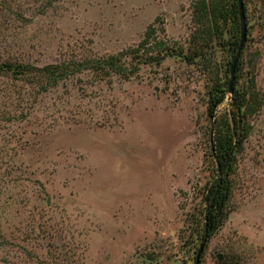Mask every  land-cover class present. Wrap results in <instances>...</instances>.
<instances>
[{
	"label": "rangeland",
	"instance_id": "374dc122",
	"mask_svg": "<svg viewBox=\"0 0 264 264\" xmlns=\"http://www.w3.org/2000/svg\"><path fill=\"white\" fill-rule=\"evenodd\" d=\"M209 1L0 0V65L83 64L46 87L0 74V264H195L216 172L209 92L231 79L225 46L199 35L197 5ZM254 7L238 63L261 106L245 118L229 214L200 264H264V22ZM151 30L148 49L124 57ZM113 55L128 77L89 67Z\"/></svg>",
	"mask_w": 264,
	"mask_h": 264
},
{
	"label": "trees",
	"instance_id": "16d2710c",
	"mask_svg": "<svg viewBox=\"0 0 264 264\" xmlns=\"http://www.w3.org/2000/svg\"><path fill=\"white\" fill-rule=\"evenodd\" d=\"M243 1L245 13H247L249 6L255 5L254 9H256L257 22H264V0ZM197 12L199 14V17H197L199 20L198 22L203 24L202 31L199 34L200 37L203 39L202 35L206 33L210 35L211 38L215 37L219 39L220 45H224L231 55V61L228 62V70L231 72L232 63L241 39L239 1L210 0L208 4L204 2L203 6L197 5ZM209 14L210 20H208ZM246 17L248 22V14ZM208 21L211 23H208ZM247 25L248 31H251L248 23ZM152 34V30L149 31L147 33V38L144 39L137 48L130 49L126 52L124 57L126 55L133 57V55H137L141 49H148L146 46ZM225 35L226 37L228 35V37L226 38ZM197 37L199 39L198 35ZM202 46L203 44H201V47ZM201 47L197 45L194 49V53L186 56L188 60L194 62L195 59L200 56L199 49ZM121 59L122 57L119 55H113L107 59L90 61L88 64L89 67L101 71H108L110 68L118 67L121 68V72L128 77V73H126L127 68L122 64H118V62H121ZM160 59V55H154L148 58V62L159 61ZM241 63L242 62H239L236 66L237 71L235 70L236 74L233 80L235 87L232 90V104L229 111H225L218 115V107L225 101L226 94L230 91V81L227 89L225 84L218 83L214 85L209 92L208 114L212 118L210 131L213 137L211 139L210 148L215 160L216 172L205 194L206 206L203 225L204 246H206V237L215 234L224 224L229 214L228 203L233 191L232 174L236 164V157L249 131L245 118L261 106L260 100L262 98L260 99L261 94L255 88L254 77L251 76L250 80H248V84H241ZM82 66V62L74 65L72 69L68 65L49 64L37 68L23 64L15 66L14 64L8 63L0 65V74L4 72H16L22 77L32 75L34 76L33 79L37 82L46 81L47 83L45 85L42 82L43 87H46L47 85L56 83L58 79L69 75L70 71H81Z\"/></svg>",
	"mask_w": 264,
	"mask_h": 264
},
{
	"label": "water",
	"instance_id": "95a60500",
	"mask_svg": "<svg viewBox=\"0 0 264 264\" xmlns=\"http://www.w3.org/2000/svg\"><path fill=\"white\" fill-rule=\"evenodd\" d=\"M238 1H239V8H240L241 39H240V44H239L237 53L234 57L232 67H231V80H230V87H229L230 92H232V88H233L235 69H236L238 60L240 58V55L242 53V50L244 48L245 42H246L247 37H248V25H247L246 13H245V9H244V1L243 0H238ZM204 247H205L204 244H202L200 249L198 250V254L196 257L195 264H200L201 256H202V253L204 251Z\"/></svg>",
	"mask_w": 264,
	"mask_h": 264
}]
</instances>
